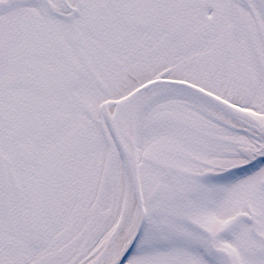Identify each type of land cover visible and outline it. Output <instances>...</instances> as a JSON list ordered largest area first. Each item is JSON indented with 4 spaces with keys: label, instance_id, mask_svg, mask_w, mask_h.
<instances>
[{
    "label": "snow or ice",
    "instance_id": "obj_1",
    "mask_svg": "<svg viewBox=\"0 0 264 264\" xmlns=\"http://www.w3.org/2000/svg\"><path fill=\"white\" fill-rule=\"evenodd\" d=\"M0 264H264V0H0Z\"/></svg>",
    "mask_w": 264,
    "mask_h": 264
}]
</instances>
